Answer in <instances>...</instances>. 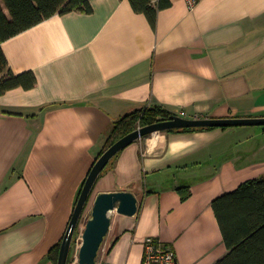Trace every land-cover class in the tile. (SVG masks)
<instances>
[{
	"label": "crops",
	"instance_id": "0c3cea01",
	"mask_svg": "<svg viewBox=\"0 0 264 264\" xmlns=\"http://www.w3.org/2000/svg\"><path fill=\"white\" fill-rule=\"evenodd\" d=\"M88 1L90 14L56 15L1 44L12 73L37 83L0 94V264H53L46 257L126 115L160 106L191 120L264 118V0H170L155 29L129 0ZM263 175V126L132 143L93 189L139 201L111 225L115 245L99 264H144L150 239L177 264H215L228 249L213 201Z\"/></svg>",
	"mask_w": 264,
	"mask_h": 264
},
{
	"label": "trees",
	"instance_id": "16d2710c",
	"mask_svg": "<svg viewBox=\"0 0 264 264\" xmlns=\"http://www.w3.org/2000/svg\"><path fill=\"white\" fill-rule=\"evenodd\" d=\"M129 1L133 10L145 15L154 29L157 26L158 13L171 6L170 0ZM2 2L9 12V17L5 14L0 2V94L19 87L30 90L37 83L35 75L33 73L13 74L1 44L56 15L72 12L90 14L92 7L88 0H2ZM173 116L176 115L160 106H145L126 115L114 125L105 150L138 128L169 120ZM213 129L216 128H187L168 132ZM81 191L82 189L78 199ZM178 191L183 201L190 198L189 188H179ZM212 207L228 249V253L215 264H264V175L249 180L236 190L218 197L213 201ZM61 243L62 241L52 248L46 257L47 261L57 264ZM154 243L157 249H160L158 244ZM114 245L115 242L111 243L107 252ZM71 259L72 257H69V261Z\"/></svg>",
	"mask_w": 264,
	"mask_h": 264
},
{
	"label": "water",
	"instance_id": "95a60500",
	"mask_svg": "<svg viewBox=\"0 0 264 264\" xmlns=\"http://www.w3.org/2000/svg\"><path fill=\"white\" fill-rule=\"evenodd\" d=\"M264 126V118L252 119H184L173 116L169 120L138 128L108 148L92 167L63 237L57 264H68L73 238L82 214L88 205L93 189L110 161L132 143L159 132L187 128H231ZM132 217L139 211V201L130 192L99 194L94 202L91 218L87 222L79 252V264H96L99 252L108 237L114 212Z\"/></svg>",
	"mask_w": 264,
	"mask_h": 264
},
{
	"label": "built area",
	"instance_id": "2783aa9c",
	"mask_svg": "<svg viewBox=\"0 0 264 264\" xmlns=\"http://www.w3.org/2000/svg\"><path fill=\"white\" fill-rule=\"evenodd\" d=\"M190 9H193L198 0H186ZM153 239L148 240L146 244V255L144 264H177L174 251L157 249ZM82 242L76 245L74 256L68 264H79V252ZM103 247V246H102ZM102 250V248H101Z\"/></svg>",
	"mask_w": 264,
	"mask_h": 264
},
{
	"label": "rangeland",
	"instance_id": "374dc122",
	"mask_svg": "<svg viewBox=\"0 0 264 264\" xmlns=\"http://www.w3.org/2000/svg\"><path fill=\"white\" fill-rule=\"evenodd\" d=\"M95 192H93V195L88 203V205L86 206L82 217L80 219V222L78 224L77 230L75 232L74 238H73V243H72V247H71V251H70V258L74 256L75 253V249H76V245L80 242H82V237H83V232L85 230V227L87 225V222L89 221V219L91 218V213H92V209L94 206V202H95ZM113 219H112V225L116 224L117 220L119 219V213L116 211L113 213L112 215ZM113 241V237H111V235L106 238V241L102 247V250H100L98 258H97V263L99 264L101 258L103 255H105V253L108 251L111 243Z\"/></svg>",
	"mask_w": 264,
	"mask_h": 264
}]
</instances>
